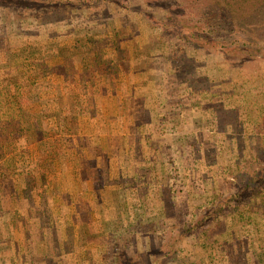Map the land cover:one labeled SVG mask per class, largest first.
Returning a JSON list of instances; mask_svg holds the SVG:
<instances>
[{
  "label": "rangeland",
  "instance_id": "1",
  "mask_svg": "<svg viewBox=\"0 0 264 264\" xmlns=\"http://www.w3.org/2000/svg\"><path fill=\"white\" fill-rule=\"evenodd\" d=\"M81 1L0 0V83L41 122L0 136V264H264V59L168 45L178 0ZM87 32L116 68L66 77Z\"/></svg>",
  "mask_w": 264,
  "mask_h": 264
},
{
  "label": "trees",
  "instance_id": "2",
  "mask_svg": "<svg viewBox=\"0 0 264 264\" xmlns=\"http://www.w3.org/2000/svg\"><path fill=\"white\" fill-rule=\"evenodd\" d=\"M105 1L113 3L111 0ZM89 2L90 0H82L81 4L88 6ZM178 2L174 4L181 8V13L183 11L185 13L180 15L181 13L173 12V9H171L163 18L167 21L170 19L177 30L172 35L170 34V38L166 37L168 45L174 46L175 43H181L178 45L179 49L190 45L195 47L203 46L204 48L211 47L216 54H221L223 57H228L229 55L235 61H246L245 63L248 66L250 63L260 62L264 59V0H178ZM139 13L142 14L140 11ZM165 20H162V22ZM113 28L111 36L114 41L113 48L116 50V54L125 58L126 55H123L120 43L123 40H130L131 34L124 31L123 27L120 29ZM99 40L100 38L93 37L87 32L82 35L81 39L75 38L72 52L66 51L64 54V52L59 50L61 58L59 59L58 57L57 59L64 62L60 71L67 66L68 69L64 71V75L68 77L73 72V63L79 65L81 62L86 61V64H90L94 70L95 68L101 70V65L106 64L107 68L113 72L116 64L109 59H102V54L96 46ZM133 43L135 48L140 45L141 49H143L142 46L145 45L138 39H134ZM17 54L20 53H12L11 56L15 57ZM10 61L9 63L13 66ZM20 62L18 60L14 61V63ZM111 65L115 67L113 66V68ZM247 68L246 72L251 77L250 79L263 78L259 68ZM54 69L51 68V70ZM41 70L49 71L50 68L45 63H41ZM31 77L32 79L35 78V75H31ZM36 83L38 82L33 79L30 84H35L34 86H36ZM22 85L24 84L21 79H16L9 84L0 83V124H4V126H1L3 129L1 132L3 133L0 132V136L4 135V133L5 135H15L16 131L12 130L14 129L13 127H10L11 122L8 118H13L14 116L12 115L16 112L21 111L30 116L32 115L36 120L34 122L41 124L36 118L37 114L31 112L32 107H29L30 102H32V95L28 97L26 95L27 89H24ZM28 158L32 159L35 157L29 156ZM11 160L12 158L7 159L5 162L6 166H11ZM25 170L27 171V169ZM26 171L23 170L22 174L19 173L18 176L23 177L27 182H29L30 178H33L32 182L37 180V176H31L34 174L32 171L30 173ZM201 222L198 221L196 224ZM243 224H245L244 226L250 224L255 227V223L248 219Z\"/></svg>",
  "mask_w": 264,
  "mask_h": 264
}]
</instances>
